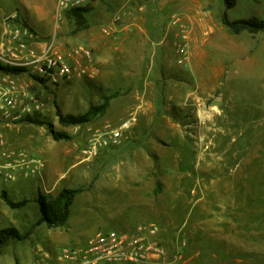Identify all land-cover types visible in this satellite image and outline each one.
<instances>
[{"label":"rangeland","instance_id":"1","mask_svg":"<svg viewBox=\"0 0 264 264\" xmlns=\"http://www.w3.org/2000/svg\"><path fill=\"white\" fill-rule=\"evenodd\" d=\"M123 6L132 14L115 33L102 34L101 26ZM223 10L222 0H94L85 14L87 28L77 30L70 20H55L51 0H0V30L3 18L17 12L41 39L54 37L63 49L89 48L96 69L93 79L34 82L32 90L44 102L37 115L45 124L22 121L1 128L4 147L42 158L51 178L18 175L2 185L0 227L30 229L40 215L38 193L55 195L62 187L83 191L74 198L66 225L33 227L26 240L1 249L0 264L6 259L58 264L64 246L83 245L97 231H131L151 221L160 226L163 244L181 254L177 264H264V32L232 33L220 21ZM226 11L231 19L264 20V0H237ZM173 14L189 26L183 62L175 52ZM139 27L147 30V50L156 51L148 78L136 45L145 38ZM125 33L135 39L126 65L125 53L108 48L110 42L98 50L91 45L92 39L115 41ZM100 54L113 57L118 71L109 73L104 61L96 62ZM159 66H167L171 77ZM124 67L133 70L126 78ZM154 77L157 88L172 98L161 102L166 120L157 116L151 122L158 111L136 110ZM104 96L111 98L102 116L79 125L58 122V111L83 113ZM131 118L117 144L93 157L83 155L92 132ZM54 132L68 138L54 139ZM2 192L27 203L10 208Z\"/></svg>","mask_w":264,"mask_h":264},{"label":"built area","instance_id":"2","mask_svg":"<svg viewBox=\"0 0 264 264\" xmlns=\"http://www.w3.org/2000/svg\"><path fill=\"white\" fill-rule=\"evenodd\" d=\"M54 18L73 8L90 6L94 0H51ZM132 12L120 7L100 32L111 35ZM176 27L175 52L186 61L189 46V26L178 14L171 16ZM0 63L3 66L22 69L19 73L0 70V188L14 182L18 175H41L45 161L24 150L4 147L1 128L16 125L27 116L42 111L44 102L32 85L34 82L56 84L72 77L93 79L96 69L92 65L91 50L82 45L63 49L55 38L43 40L36 31L20 19L17 12L4 17L0 30ZM29 77V79H27ZM132 119V120H131ZM122 121L118 127L92 132L84 147L83 155L96 156L101 148L120 141L122 131L134 118ZM186 241L181 239V245ZM178 251H170L160 238V226L156 222L138 224L131 231H97L83 245L64 246L58 252V264H177L181 260Z\"/></svg>","mask_w":264,"mask_h":264},{"label":"trees","instance_id":"3","mask_svg":"<svg viewBox=\"0 0 264 264\" xmlns=\"http://www.w3.org/2000/svg\"><path fill=\"white\" fill-rule=\"evenodd\" d=\"M222 2L224 4L225 10H223L220 14V21L227 29H229V31L234 34H238L242 31H247L252 34L264 32V20H258L252 17L234 19L229 17L226 10L234 7L237 3V0H222ZM89 7L90 6L67 10L63 14V19L72 21L77 30L85 29L87 28L88 23L87 19L85 18V14L89 11ZM0 70L11 73H19L22 71L20 68L3 66L1 63ZM110 98V96H104L101 103L90 104L83 113L62 114L58 111V122L62 126L79 125L90 122L96 117L102 116L106 112ZM23 121L37 125L45 124L44 121L38 118L37 114L34 116H27L23 119ZM52 134L54 139L68 138V134L65 132H54ZM82 191V187H62L55 195L51 193H38L35 201L39 209V218L35 223L32 224L30 229L24 233H21L14 226L0 227V251L10 243L26 240L31 233V229L40 224H44L47 228H57L66 225L73 200ZM1 196L5 203L13 209L23 207L27 203L26 200L14 202L8 198L5 192H2Z\"/></svg>","mask_w":264,"mask_h":264},{"label":"crops","instance_id":"4","mask_svg":"<svg viewBox=\"0 0 264 264\" xmlns=\"http://www.w3.org/2000/svg\"><path fill=\"white\" fill-rule=\"evenodd\" d=\"M161 9H162V7H161ZM138 29H139V32H142L145 35V38H143V39L141 38L138 41V44H136V45H137V48H140V50L142 51L141 59L144 58V60H143L144 66L141 69H143V71H144L143 73L145 75V78H148L150 76V74L153 73L152 67H153V62H154L153 60H154V56L156 55V51L152 50V49H149V51L147 50L148 46L149 47L151 46L150 42L146 40L147 30L145 28H140V27ZM117 38H118L117 40L113 41V40H109V38L107 39L105 37H102L97 42H94L92 39L91 45L97 49L98 47H102L105 44H107L108 42H110L109 45L107 46L108 48L120 50L121 52L125 53V54H123V64L126 65L132 59L131 56L133 55L132 50H134V48H135V41H134L135 39H132L131 36L126 37V33L122 34V36L117 37ZM114 39H115V37H114ZM131 48H132V50H131ZM188 52H189V50H188ZM165 56H167V55L165 54ZM95 61L98 63H101L102 61H104L103 62L104 66L106 65L109 73L118 71L117 64L114 63L113 57H108L107 59H105L100 54L96 57ZM104 66H102V67H104ZM159 69H160L161 74L163 73V76H165V77L170 76L171 77V74H170L171 71H169L167 69V66H163V67L159 66ZM132 71H133L132 69H128V68L124 67V69L121 70V73H122L121 75L126 78L129 75H131ZM153 79H154V82H152V86H148L149 84L147 85V83L145 84V89L149 88V89H147V90H149V92L146 91L147 95L145 93V90L142 92V95L140 96L141 97L140 102H139V105H138L137 110H136V111H138V114H141L142 112L150 111L151 107H153V109H154V111H156V113L158 111V114H155L154 117L150 118L149 121H151V122H153L154 118L157 116H158V119L166 117L165 115L161 114V109H162V104H163V103L161 104V102L163 100L165 101L164 97L167 100L172 98V96L168 90L167 91L159 90L156 86L155 77ZM193 94L194 93L191 92V93H188L187 95H193ZM168 121H170V120L168 119ZM42 175H43L42 179L48 182L49 179L51 178L50 169L48 167H46L44 169V171L42 172ZM5 262H6V264H13L12 262H9V260H7V259L5 260Z\"/></svg>","mask_w":264,"mask_h":264}]
</instances>
